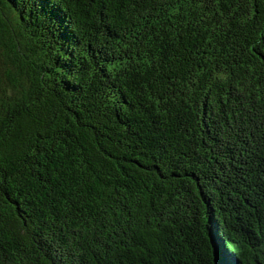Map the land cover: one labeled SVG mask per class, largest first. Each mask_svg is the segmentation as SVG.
Masks as SVG:
<instances>
[{"label": "trees", "instance_id": "1", "mask_svg": "<svg viewBox=\"0 0 264 264\" xmlns=\"http://www.w3.org/2000/svg\"><path fill=\"white\" fill-rule=\"evenodd\" d=\"M0 264H264V0H0Z\"/></svg>", "mask_w": 264, "mask_h": 264}]
</instances>
